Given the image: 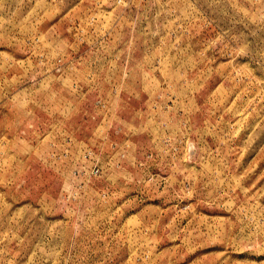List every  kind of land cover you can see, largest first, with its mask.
<instances>
[{
  "label": "rangeland",
  "instance_id": "rangeland-1",
  "mask_svg": "<svg viewBox=\"0 0 264 264\" xmlns=\"http://www.w3.org/2000/svg\"><path fill=\"white\" fill-rule=\"evenodd\" d=\"M0 264H264V0H0Z\"/></svg>",
  "mask_w": 264,
  "mask_h": 264
}]
</instances>
